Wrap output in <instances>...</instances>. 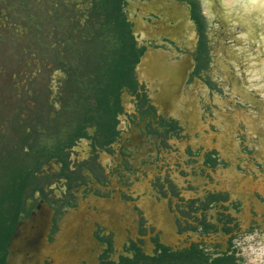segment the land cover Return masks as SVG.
<instances>
[{"label": "flooded vegetation", "instance_id": "obj_1", "mask_svg": "<svg viewBox=\"0 0 264 264\" xmlns=\"http://www.w3.org/2000/svg\"><path fill=\"white\" fill-rule=\"evenodd\" d=\"M253 2L0 0V157H17L0 159V264H28L14 245L30 227L41 264H245L264 249Z\"/></svg>", "mask_w": 264, "mask_h": 264}, {"label": "water", "instance_id": "obj_2", "mask_svg": "<svg viewBox=\"0 0 264 264\" xmlns=\"http://www.w3.org/2000/svg\"><path fill=\"white\" fill-rule=\"evenodd\" d=\"M231 64L234 67H237V63H231ZM260 70L264 71V66ZM260 70L258 68H255L254 70H252L251 73H249L245 77V80L247 82H249L247 84V86L249 88H254L252 80L258 78L257 73L258 72L260 73ZM168 71L170 73L173 72V74H174V72H176V69L173 67H169ZM258 93H259L258 94L259 98L261 100H263V102H264V91L261 90ZM256 117H258L261 120L262 124L264 125V108L261 110L260 114L256 112ZM254 185L258 188L262 187V184L258 180H255ZM43 214L47 215V212H46V208H45L44 204L41 203L39 211L37 213L33 214L32 218L30 220L34 221L36 219V216H41ZM42 234H44V233L42 232ZM19 236H21V237H19ZM19 236L17 235V237L15 239L16 243L14 246H16L18 250H20V249L22 250L24 248L32 249V252L28 253L29 256L31 257V260L28 262V264H41V248L43 247V242H44L43 241V235H41V230L36 229L34 227H30V229L28 231H25V232L20 230ZM12 246L13 245H11V243H9L7 246V249L10 251ZM16 256L20 258V257H22V253L21 254L16 253ZM9 259H10V253L7 256L6 264H11Z\"/></svg>", "mask_w": 264, "mask_h": 264}, {"label": "rangeland", "instance_id": "obj_3", "mask_svg": "<svg viewBox=\"0 0 264 264\" xmlns=\"http://www.w3.org/2000/svg\"><path fill=\"white\" fill-rule=\"evenodd\" d=\"M224 5L226 6H230L231 3L236 2L237 0H220ZM0 159H4V161H8L11 164H13V162L15 160H17V157L14 156H8L5 155L4 157H0ZM8 175L7 174H0V181L1 180H7ZM6 187L8 186H1L0 183V188H3L2 190H0V228H2V223H4V219L7 218L8 216H12L13 214V208L12 205L10 203V191L6 189ZM15 214V213H14ZM6 221V220H5ZM256 246H259L260 244H255Z\"/></svg>", "mask_w": 264, "mask_h": 264}, {"label": "clouds", "instance_id": "obj_4", "mask_svg": "<svg viewBox=\"0 0 264 264\" xmlns=\"http://www.w3.org/2000/svg\"><path fill=\"white\" fill-rule=\"evenodd\" d=\"M245 264H264V249L260 250L255 256L248 258Z\"/></svg>", "mask_w": 264, "mask_h": 264}, {"label": "trees", "instance_id": "obj_5", "mask_svg": "<svg viewBox=\"0 0 264 264\" xmlns=\"http://www.w3.org/2000/svg\"><path fill=\"white\" fill-rule=\"evenodd\" d=\"M4 241L5 239L2 238L1 231H0V246L4 247V243H5Z\"/></svg>", "mask_w": 264, "mask_h": 264}]
</instances>
